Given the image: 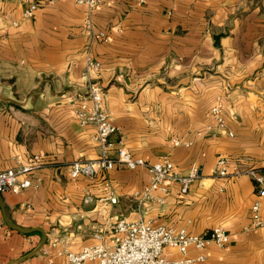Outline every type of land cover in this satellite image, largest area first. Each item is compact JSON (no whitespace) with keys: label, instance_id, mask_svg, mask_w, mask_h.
Returning <instances> with one entry per match:
<instances>
[{"label":"crops","instance_id":"crops-1","mask_svg":"<svg viewBox=\"0 0 264 264\" xmlns=\"http://www.w3.org/2000/svg\"><path fill=\"white\" fill-rule=\"evenodd\" d=\"M75 1L45 2L29 18L22 0L1 2L0 82L19 102L35 94L26 108L0 102V170L38 161L29 189L0 198L13 225L46 237L41 252L20 264L59 263L51 248L57 239L71 252L108 244L119 219L192 235L220 227L229 236L224 248L210 244L188 256H202L198 264H264V228H250L252 181L214 176L219 157L264 174V0H101L91 12ZM224 33L215 48L213 37ZM89 81L100 85L119 129L112 142L121 138L150 165L199 167L201 179L186 196L172 185L167 195L142 198L149 177L140 168L69 177L70 163L97 156L94 127H81L67 103L75 97L88 107ZM218 100L225 133L211 136ZM40 238L8 228L0 210V264L24 257Z\"/></svg>","mask_w":264,"mask_h":264},{"label":"built area","instance_id":"built-area-1","mask_svg":"<svg viewBox=\"0 0 264 264\" xmlns=\"http://www.w3.org/2000/svg\"><path fill=\"white\" fill-rule=\"evenodd\" d=\"M28 4L24 17H31L33 12L45 2L22 0ZM101 0H76L77 5L86 6L89 12L94 10ZM89 24V23H88ZM16 26L15 23L12 24ZM103 37L102 35H100ZM89 70H97L98 64L87 58ZM87 102L79 101L75 97H68L67 103L73 110L74 116L81 127L91 125L95 129L93 142L97 149L94 160H76L67 166L71 179H93L98 172H110L115 169L136 170L147 172L149 181L141 193L144 199H151L153 192L163 195L170 193V186L178 187L179 196H186L191 186L201 179L198 166H191L186 171L179 170L168 160L150 165L139 158H133L126 150L122 139L115 144L112 138L119 135V129L113 124L103 102L104 92L96 82L87 83ZM210 120L213 125L206 129L207 134L216 136L225 133L226 117L220 101H216L210 108ZM232 137L231 133H227ZM174 141V146H178ZM38 159L33 157L27 166L14 169L0 170V194H19L31 186L29 178L31 172L37 168ZM214 176L227 181L240 176H247L253 183L255 200L250 208V228H264L262 209L264 208V174L254 165L242 160L229 162L219 157L214 166ZM114 202V200H111ZM161 203V200H158ZM113 238L110 243H96L82 247L78 252H71L67 242L57 239L52 242L54 259L46 264H198L204 260L202 256L191 258L188 251H204L210 244L224 248L229 243V236L220 227H215L202 235H192L185 229L174 230L164 226L153 227L140 221L119 219L110 226ZM166 249L176 254L177 258H170Z\"/></svg>","mask_w":264,"mask_h":264},{"label":"water","instance_id":"water-1","mask_svg":"<svg viewBox=\"0 0 264 264\" xmlns=\"http://www.w3.org/2000/svg\"><path fill=\"white\" fill-rule=\"evenodd\" d=\"M1 2H2V0H0V7H1ZM225 35L226 34L224 33V34H218V35L213 37V42H214V47L215 48H219V41H220L221 38H224ZM34 94L35 93L31 94L25 101L19 102L13 96V94L11 92V88L8 85H4V84H2L0 82V102L1 103H9V104H12L14 106H18V107H21V108H26L29 99ZM0 210H1L2 218H3V221H4L5 225L8 228H10L11 230L19 232L21 234H30V233H33V232H38L40 234V236H41L40 242L38 243L36 248H34L30 253H28L24 257L20 258L19 260L11 262L10 264H20V263H23V262L27 261L28 259L38 255L41 252V250H42V248H43V246L45 244V241H46V237H45L44 231L41 230L40 228L26 230V229H21V228L15 226V225H13L6 217L5 210L3 208V204H2L1 198H0Z\"/></svg>","mask_w":264,"mask_h":264}]
</instances>
